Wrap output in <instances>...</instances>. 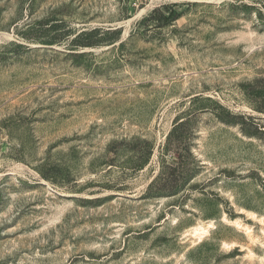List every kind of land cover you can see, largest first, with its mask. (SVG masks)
<instances>
[{"label": "rangeland", "instance_id": "374dc122", "mask_svg": "<svg viewBox=\"0 0 264 264\" xmlns=\"http://www.w3.org/2000/svg\"><path fill=\"white\" fill-rule=\"evenodd\" d=\"M0 264H264V0H0Z\"/></svg>", "mask_w": 264, "mask_h": 264}, {"label": "trees", "instance_id": "16d2710c", "mask_svg": "<svg viewBox=\"0 0 264 264\" xmlns=\"http://www.w3.org/2000/svg\"><path fill=\"white\" fill-rule=\"evenodd\" d=\"M159 14H160L159 23H161V24L168 22L173 17V11H171L169 13V15H167V16L164 15L163 13H159Z\"/></svg>", "mask_w": 264, "mask_h": 264}, {"label": "bare ground", "instance_id": "6f19581e", "mask_svg": "<svg viewBox=\"0 0 264 264\" xmlns=\"http://www.w3.org/2000/svg\"><path fill=\"white\" fill-rule=\"evenodd\" d=\"M202 230H203L202 228H198V229H195L194 231H196V232H200V231H202ZM202 232H203V231H202ZM204 232H205V231H204ZM204 232H203V233H204ZM203 233H202V234H203ZM195 234H196V233H195Z\"/></svg>", "mask_w": 264, "mask_h": 264}]
</instances>
